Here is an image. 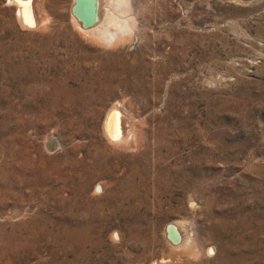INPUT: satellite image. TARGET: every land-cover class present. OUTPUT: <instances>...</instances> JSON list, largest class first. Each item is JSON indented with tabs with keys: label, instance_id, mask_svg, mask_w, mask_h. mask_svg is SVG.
<instances>
[{
	"label": "rangeland",
	"instance_id": "rangeland-1",
	"mask_svg": "<svg viewBox=\"0 0 264 264\" xmlns=\"http://www.w3.org/2000/svg\"><path fill=\"white\" fill-rule=\"evenodd\" d=\"M26 2L35 28L0 0V264H264V0H122L108 44L73 0ZM24 72L50 78L32 105ZM114 104L128 144L102 134ZM114 165L129 177L95 192ZM167 165L194 180L171 192Z\"/></svg>",
	"mask_w": 264,
	"mask_h": 264
},
{
	"label": "bare ground",
	"instance_id": "bare-ground-1",
	"mask_svg": "<svg viewBox=\"0 0 264 264\" xmlns=\"http://www.w3.org/2000/svg\"><path fill=\"white\" fill-rule=\"evenodd\" d=\"M9 2H14L16 4V17H17V20L19 21V23L23 26V27H34L36 26V19H35V15H34V12H33V8H32V5H30V3L24 1L23 4L21 3H17V0H8ZM30 1V0H28ZM32 1V0H31ZM122 0H79L78 1V5H79V11H80V16L83 20H81L72 10L73 8V5L75 4V0H73V3H72V6H71V21L73 23V25L78 29V31L81 32V35H86L88 37V39L91 41V42H94V41H104V42H110L113 40V42L116 40V35L117 33H119V30L120 29H123L124 27H126V22L125 20H121L119 21V19L117 20L115 18V13L112 14V10L111 7L114 6H119V10L120 8V4L123 2H121ZM32 4V3H31ZM123 6V5H121ZM125 6V5H124ZM123 6V8H124ZM115 8V7H114ZM118 8V7H117ZM128 8V6H127ZM113 9V8H112ZM118 11V10H117ZM123 13L126 11H122ZM129 13V11H127ZM119 12H117L116 14H118ZM123 13H120V14H123ZM127 16V15H126ZM129 16V15H128ZM93 18V22L92 24L90 25H85L84 22L86 19L88 18ZM46 18V17H45ZM43 17V19H45ZM121 18V17H120ZM124 18V16L122 17ZM126 18V17H125ZM127 19V18H126ZM131 19V18H130ZM42 20V19H41ZM129 20V19H128ZM43 21V20H42ZM45 21V20H44ZM129 23V21H127ZM127 23V24H128ZM40 25V24H39ZM42 25V24H41ZM45 27V25H43ZM38 28V26H37ZM43 28V27H42ZM41 28V29H42ZM128 28V27H127ZM44 29V28H43ZM46 29V28H45ZM44 29V30H45ZM130 30V29H128ZM124 31V30H123ZM120 32H122L120 30ZM128 32V31H127ZM79 33V32H78ZM126 33V32H125ZM121 34V33H120ZM124 34V32H123ZM119 35V34H118ZM120 37V35H119ZM122 37V36H121ZM119 40V39H118ZM117 40V41H118ZM122 40V39H120ZM116 41V43H117ZM123 41V40H122ZM124 42V41H123ZM66 43V42H65ZM103 43V42H102ZM104 44V43H103ZM101 44V46L103 45ZM106 44V43H105ZM106 44V45H107ZM111 44V43H110ZM115 44V43H114ZM113 44V45H114ZM119 44V43H118ZM100 45V43H99ZM109 46V45H108ZM112 46V45H111ZM116 47V46H115ZM98 53H96L97 55ZM85 58L88 59L89 58H94L95 56L92 55V53H89L87 52V55L84 54ZM84 58V59H85ZM111 61V60H110ZM86 61L84 60L83 61V66L86 65L85 63ZM96 62V61H95ZM104 64H102L101 66L103 67ZM24 75L21 74L20 76V85L22 86V92L21 94L22 95H25L27 96V99L29 101V104L32 105L35 103V101L38 99V93L36 91V88L34 86H37L38 84H41L43 86H45V84H49V81H50V78L49 77H46V76H43V75H40L39 73H31V74H27V73H23ZM100 82V81H99ZM115 83V81L113 82ZM79 86V85H78ZM39 92V91H38ZM122 107V106H121ZM125 107V106H124ZM126 110V109H125ZM127 113V111H124ZM121 111L119 109V105L118 107L115 106V104L113 106H111L110 108L107 109L106 113H105V116H104V119H103V122H102V125H101V130H102V134L104 135L105 139L113 144V145H117L118 143L122 142V143H129V140L127 136L124 135V131L123 129H125L122 124H124V121H123V117L120 115ZM122 113H123V110H122ZM130 114V113H129ZM127 116V115H126ZM124 116V117H126ZM133 116V115H132ZM128 117V116H127ZM123 121V123H122ZM126 121V120H125ZM20 136H22V140L23 141H27L29 138L25 137L24 135V131L30 127V125H27V123H25V121L23 120H20ZM126 123V122H125ZM137 123V122H136ZM135 123V124H136ZM139 124V123H138ZM141 124V122H140ZM125 126V125H124ZM133 126V125H131ZM138 126V125H137ZM142 126V125H140ZM133 129V128H132ZM140 129V128H139ZM32 130H34V127H32ZM135 129H133V133L136 134L134 132ZM132 132V131H130ZM29 134V133H28ZM33 134H35V132L33 131ZM127 134V133H126ZM129 134V133H128ZM131 134V133H130ZM133 134V135H134ZM52 135V134H51ZM132 135V136H133ZM27 136V135H26ZM49 137V136H48ZM137 139V137H135ZM135 139V140H136ZM30 141V140H29ZM46 143L44 144L45 148L47 149V145L49 144L50 146H52L53 143H55L54 140L52 139H49L47 140V137L45 139ZM54 141V142H53ZM133 141V140H132ZM31 142V141H30ZM139 142V141H138ZM121 144V143H120ZM33 145V143H32ZM137 145V143H136ZM55 146V145H54ZM126 146V145H125ZM128 146V145H127ZM135 146V145H134ZM118 147V146H117ZM124 147V145L122 146ZM136 147V146H135ZM142 147V146H141ZM186 166H181V167H172V166H165V168L161 169L162 171H164L169 177V183L168 185L166 186L167 189L171 190V192H173L175 189H178V188H181V187H185L186 185V181L189 179V181H192L194 180L193 179V175L191 174L192 177H188L187 176V172H185L186 170ZM114 171L111 172V175L112 176H109L110 179H108V181L106 179L104 180H100L98 181V183L96 184V186L94 187V191L95 192H99L101 190H103V187L107 184V183H110V184H116V183H119V179H121V177H125L126 175H129V173L125 172L126 169L125 168H121L120 171H124L123 173H120L121 175H118L117 174V170H118V167H116V165H114ZM116 171V173H115ZM160 174V173H159ZM195 176V174H194ZM126 177H129V176H126ZM163 177V176H162ZM168 182V181H166ZM165 185V184H164ZM65 186V185H64ZM162 186V185H161ZM127 187V185H126ZM158 187V186H157ZM168 192V191H167ZM191 192V191H190ZM189 193V192H188ZM60 194V193H59ZM27 196V195H25ZM42 196V195H41ZM48 196V195H47ZM59 197V195H57ZM60 196H63V193L62 195ZM65 196V195H64ZM159 196H161V194H159ZM45 197V196H44ZM41 198V197H40ZM29 200V199H28ZM42 200V199H41ZM45 200V199H44ZM43 200V201H44ZM196 200H194V198H188V204L190 207H192L193 209L195 208V202ZM25 202V201H24ZM39 202V201H38ZM37 202V204H38ZM45 203V201H44ZM200 204V203H199ZM41 205V204H40ZM202 205V204H201ZM42 206V205H41ZM40 206V207H41ZM200 206V205H199ZM198 206V207H199ZM133 211V210H132ZM11 214V213H10ZM9 215V214H8ZM12 217V216H10ZM185 221V220H184ZM184 226V225H183ZM185 229V228H184ZM182 229V222L179 221V220H175V221H171V222H168L166 224V226H164V236L168 242V244L170 246L173 247V249L175 248H186V246L188 245L189 242H191V238L193 237H190V236H186L183 232ZM119 230V229H118ZM185 231V230H184ZM192 231V230H191ZM119 232V231H118ZM186 232V231H185ZM116 234V233H115ZM187 234V232H186ZM192 234V233H191ZM118 235V238L120 239V235L117 233ZM190 235V233H189ZM190 239V241H189ZM242 239V238H241ZM194 242V241H192ZM192 242H191V245H192ZM238 244V243H237ZM264 244V242H263ZM213 245V244H212ZM189 246H190V243H189ZM195 246H197L195 244ZM210 245H207V247H209ZM188 247V246H187ZM189 248V247H188ZM194 248V247H193ZM205 248V249H206ZM10 249V248H9ZM7 250V252L9 253L10 250ZM174 249V250H175ZM190 249L192 250L191 246H190ZM189 249V250H190ZM182 250V249H181ZM185 250V249H184ZM188 250V249H187ZM186 250V251H187ZM197 250V249H196ZM200 250V249H199ZM212 250H214L212 248ZM177 251V250H176ZM194 250L190 251V252H193ZM209 251V250H208ZM188 252V251H187ZM195 252V251H194ZM176 253V252H175ZM178 253V252H177ZM181 253V252H180ZM180 253H178L180 255ZM183 253V252H182ZM189 253V252H188ZM198 252L196 251V254ZM185 254V253H184ZM192 254V253H191ZM199 254V253H198ZM200 254H201V251H200ZM37 255V254H36ZM174 255H176V258L179 257V255L177 254H171L170 256H168L167 258L171 257V258H174ZM183 255V254H182ZM186 255V254H185ZM194 255V254H192ZM211 255V254H210ZM189 256V254H188ZM196 256V255H195ZM200 256V255H199ZM164 257V256H163ZM193 257V256H192ZM181 258V257H179ZM183 258V257H182ZM194 258V257H193ZM6 264H12V258L11 256L9 255L8 257H6ZM165 259V258H164ZM165 261V260H164ZM166 261H168L166 259ZM165 261V262H166ZM176 261V260H175ZM163 262V261H161ZM164 262V263H165ZM172 262V261H171ZM158 264V263H157ZM159 264H163V263H159ZM173 264V263H172Z\"/></svg>",
	"mask_w": 264,
	"mask_h": 264
},
{
	"label": "water",
	"instance_id": "water-1",
	"mask_svg": "<svg viewBox=\"0 0 264 264\" xmlns=\"http://www.w3.org/2000/svg\"><path fill=\"white\" fill-rule=\"evenodd\" d=\"M78 1L79 0H75V4L73 5V8H72V10H73V12L81 19V20H83L82 18H81V16H80V11H79V5H78ZM93 18L91 17H89L88 19H86L85 20V22H84V24L87 26V25H90V24H92V22H93Z\"/></svg>",
	"mask_w": 264,
	"mask_h": 264
},
{
	"label": "snow or ice",
	"instance_id": "snow-or-ice-1",
	"mask_svg": "<svg viewBox=\"0 0 264 264\" xmlns=\"http://www.w3.org/2000/svg\"><path fill=\"white\" fill-rule=\"evenodd\" d=\"M17 3L23 4L24 3V0H17Z\"/></svg>",
	"mask_w": 264,
	"mask_h": 264
}]
</instances>
